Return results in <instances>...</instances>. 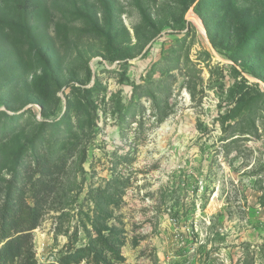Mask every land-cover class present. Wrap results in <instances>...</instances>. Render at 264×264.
Returning a JSON list of instances; mask_svg holds the SVG:
<instances>
[{"label":"rangeland","instance_id":"1","mask_svg":"<svg viewBox=\"0 0 264 264\" xmlns=\"http://www.w3.org/2000/svg\"><path fill=\"white\" fill-rule=\"evenodd\" d=\"M150 81L172 112L142 97L138 127ZM9 185L39 262L112 227L124 264H264V0H0V208Z\"/></svg>","mask_w":264,"mask_h":264},{"label":"trees","instance_id":"2","mask_svg":"<svg viewBox=\"0 0 264 264\" xmlns=\"http://www.w3.org/2000/svg\"><path fill=\"white\" fill-rule=\"evenodd\" d=\"M167 76H171L168 73ZM162 80V79H161ZM160 80V81H161ZM160 81H150L139 83L134 86L132 91L131 106L138 107L140 109L139 114L131 113L129 116L139 115V121H137L138 127L143 123L144 107L139 100L142 97H146L151 102L150 114L153 116L154 124L162 123L172 112V106L169 103V93H165L164 97L158 98L161 94ZM131 106L125 107V112L121 113L118 110L119 117L124 118L125 113L129 112ZM229 128L230 137L236 136L239 138L241 135L255 133L254 120L250 114L243 115L236 118ZM117 164V163H116ZM120 178V177H119ZM124 179H119L120 187L125 184ZM112 182L107 183L110 186ZM44 184H32L28 191L35 196L41 190H43ZM13 194V188L11 185L7 188L4 199L0 208V264H77L82 259L92 264H113L121 263L125 261V257L122 253L121 247L124 244L123 237H121L118 231H115L112 227L96 228V234L94 238H91V234L87 232L88 240L86 243L74 246L72 254L69 252L64 256L58 257L56 261L39 262L35 258L31 231L38 226L41 218V203L34 201L33 204L22 200V196L25 193L24 190ZM105 193H108L106 197H109L112 193H117L119 190L105 189ZM18 193L20 196H18ZM18 196V198H16ZM104 231V232H103ZM111 259V261H110ZM113 259V260H112Z\"/></svg>","mask_w":264,"mask_h":264},{"label":"built area","instance_id":"3","mask_svg":"<svg viewBox=\"0 0 264 264\" xmlns=\"http://www.w3.org/2000/svg\"><path fill=\"white\" fill-rule=\"evenodd\" d=\"M80 245H82V243H80ZM124 262H125V261H124ZM124 262H121V263H113V264H124ZM77 264H89V263H87L85 259H82V260H81L80 262H78ZM90 264H92V263H90Z\"/></svg>","mask_w":264,"mask_h":264},{"label":"water","instance_id":"4","mask_svg":"<svg viewBox=\"0 0 264 264\" xmlns=\"http://www.w3.org/2000/svg\"><path fill=\"white\" fill-rule=\"evenodd\" d=\"M193 20H194V19H193ZM194 22H195V24H197V21L194 20Z\"/></svg>","mask_w":264,"mask_h":264},{"label":"bare ground","instance_id":"5","mask_svg":"<svg viewBox=\"0 0 264 264\" xmlns=\"http://www.w3.org/2000/svg\"><path fill=\"white\" fill-rule=\"evenodd\" d=\"M191 14V13H190Z\"/></svg>","mask_w":264,"mask_h":264}]
</instances>
